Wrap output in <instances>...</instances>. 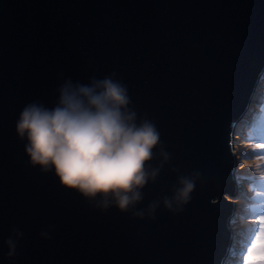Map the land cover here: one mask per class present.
<instances>
[{
	"label": "water",
	"instance_id": "water-1",
	"mask_svg": "<svg viewBox=\"0 0 264 264\" xmlns=\"http://www.w3.org/2000/svg\"><path fill=\"white\" fill-rule=\"evenodd\" d=\"M263 70L264 0H0V264H217L230 124ZM106 77L160 136L123 212L33 166L16 132L26 105Z\"/></svg>",
	"mask_w": 264,
	"mask_h": 264
},
{
	"label": "clouds",
	"instance_id": "clouds-1",
	"mask_svg": "<svg viewBox=\"0 0 264 264\" xmlns=\"http://www.w3.org/2000/svg\"><path fill=\"white\" fill-rule=\"evenodd\" d=\"M263 76L264 70L239 119L230 124L231 193L225 196L229 203L225 215L226 246L217 264L235 261L236 264H264V172L257 169L261 178L236 177L244 154L264 156V126L254 129L258 140L254 143L259 150L235 152V139L241 136L239 131L250 124H244L246 117L252 119L250 106L258 103L255 96ZM129 103L126 87L111 77L88 85L69 81L60 89L53 107L38 102L26 105L17 120L16 132L21 140L27 141L25 152L33 166L45 172L54 170L64 188L86 198L101 197L104 207L111 198L123 212L140 202L139 190L148 180L145 167L160 140L152 123L137 121L136 113L128 108ZM182 184L176 199L186 202L193 185L187 181ZM164 203L171 209L169 201ZM245 219L249 225L242 227ZM6 243L11 257L15 254V244L11 238Z\"/></svg>",
	"mask_w": 264,
	"mask_h": 264
},
{
	"label": "rangeland",
	"instance_id": "rangeland-1",
	"mask_svg": "<svg viewBox=\"0 0 264 264\" xmlns=\"http://www.w3.org/2000/svg\"><path fill=\"white\" fill-rule=\"evenodd\" d=\"M260 90L259 93L257 94V104H254L250 107H252L253 114H252V119L250 117H246L244 124L249 125L245 126L243 129L239 131V134L241 136H238L235 139V152H240V153H255L256 150H259L258 148L255 147L257 145L255 142H257V137L254 134V129L258 125H263L264 126V114H263V108L264 106V76L262 79V82L260 83ZM263 104V105H262ZM250 111V112H251ZM259 117L261 120H258ZM264 156H253L252 154H244V159L242 160V165L239 167V172L237 174L236 172V177L239 179H247V178H261L260 175H258L257 169L260 172H264ZM254 169L255 171L250 173L249 170ZM263 169V170H262ZM246 213H254L252 210H246ZM247 221L248 220H243ZM243 221H242V227H243ZM249 224H247L248 226ZM232 264V263H231ZM236 264V261L235 263Z\"/></svg>",
	"mask_w": 264,
	"mask_h": 264
},
{
	"label": "bare ground",
	"instance_id": "bare-ground-1",
	"mask_svg": "<svg viewBox=\"0 0 264 264\" xmlns=\"http://www.w3.org/2000/svg\"><path fill=\"white\" fill-rule=\"evenodd\" d=\"M247 224H248V222H247V221H243V227H246V226H247Z\"/></svg>",
	"mask_w": 264,
	"mask_h": 264
},
{
	"label": "trees",
	"instance_id": "trees-1",
	"mask_svg": "<svg viewBox=\"0 0 264 264\" xmlns=\"http://www.w3.org/2000/svg\"><path fill=\"white\" fill-rule=\"evenodd\" d=\"M260 86H261V84L259 85L258 90L260 89ZM256 94H258V92ZM255 98H257V96H255Z\"/></svg>",
	"mask_w": 264,
	"mask_h": 264
}]
</instances>
